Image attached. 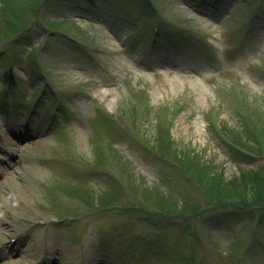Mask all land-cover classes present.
<instances>
[{
	"label": "rangeland",
	"instance_id": "374dc122",
	"mask_svg": "<svg viewBox=\"0 0 264 264\" xmlns=\"http://www.w3.org/2000/svg\"><path fill=\"white\" fill-rule=\"evenodd\" d=\"M263 167L264 0H0V264H264Z\"/></svg>",
	"mask_w": 264,
	"mask_h": 264
},
{
	"label": "trees",
	"instance_id": "16d2710c",
	"mask_svg": "<svg viewBox=\"0 0 264 264\" xmlns=\"http://www.w3.org/2000/svg\"><path fill=\"white\" fill-rule=\"evenodd\" d=\"M16 19L18 21L16 23L12 22L7 28L8 32L12 35L20 31L23 22V19L18 16H16ZM235 143L237 144L238 142L235 141ZM221 179L217 177L214 181H211V184L213 183L215 187H221L220 183L222 181L219 182ZM227 186H229V189H227ZM218 192L220 194V196L218 195L220 199L239 201L242 203L251 199L254 203L261 204L264 207V167L259 172L253 170L247 172L244 171L242 176L229 180L225 184V189L221 187ZM103 195L104 194L99 196V199H101L98 200L99 203L106 204L105 202L115 201L112 193L108 192L104 196Z\"/></svg>",
	"mask_w": 264,
	"mask_h": 264
},
{
	"label": "bare ground",
	"instance_id": "6f19581e",
	"mask_svg": "<svg viewBox=\"0 0 264 264\" xmlns=\"http://www.w3.org/2000/svg\"><path fill=\"white\" fill-rule=\"evenodd\" d=\"M8 145H9V143H8Z\"/></svg>",
	"mask_w": 264,
	"mask_h": 264
}]
</instances>
